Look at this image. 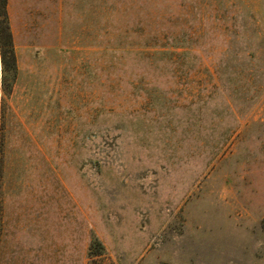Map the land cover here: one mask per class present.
I'll use <instances>...</instances> for the list:
<instances>
[{
  "label": "rangeland",
  "instance_id": "obj_1",
  "mask_svg": "<svg viewBox=\"0 0 264 264\" xmlns=\"http://www.w3.org/2000/svg\"><path fill=\"white\" fill-rule=\"evenodd\" d=\"M0 264H264V0H7Z\"/></svg>",
  "mask_w": 264,
  "mask_h": 264
},
{
  "label": "trees",
  "instance_id": "obj_2",
  "mask_svg": "<svg viewBox=\"0 0 264 264\" xmlns=\"http://www.w3.org/2000/svg\"><path fill=\"white\" fill-rule=\"evenodd\" d=\"M7 0H0V55L3 68L10 66L15 72L16 60L13 50L11 32L8 25ZM264 223V222H263Z\"/></svg>",
  "mask_w": 264,
  "mask_h": 264
}]
</instances>
